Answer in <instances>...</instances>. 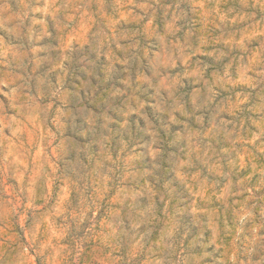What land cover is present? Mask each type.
<instances>
[{
	"label": "clouds",
	"instance_id": "clouds-1",
	"mask_svg": "<svg viewBox=\"0 0 264 264\" xmlns=\"http://www.w3.org/2000/svg\"><path fill=\"white\" fill-rule=\"evenodd\" d=\"M0 264H264V0H0Z\"/></svg>",
	"mask_w": 264,
	"mask_h": 264
}]
</instances>
